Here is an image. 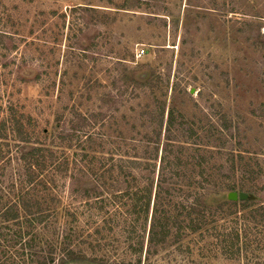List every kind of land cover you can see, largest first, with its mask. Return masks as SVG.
Returning a JSON list of instances; mask_svg holds the SVG:
<instances>
[{"label": "rangeland", "instance_id": "obj_1", "mask_svg": "<svg viewBox=\"0 0 264 264\" xmlns=\"http://www.w3.org/2000/svg\"><path fill=\"white\" fill-rule=\"evenodd\" d=\"M0 146L40 147L31 211L48 215L0 224V264H264V0H0ZM19 174L0 163V209ZM150 181L147 213L113 192L144 203ZM230 188L255 198L225 204ZM200 203L245 252L190 231Z\"/></svg>", "mask_w": 264, "mask_h": 264}, {"label": "trees", "instance_id": "obj_2", "mask_svg": "<svg viewBox=\"0 0 264 264\" xmlns=\"http://www.w3.org/2000/svg\"><path fill=\"white\" fill-rule=\"evenodd\" d=\"M165 128H167V132L171 129L172 126V115L170 114L169 117H167L166 122L164 124ZM75 128V127H74ZM21 142L26 143L23 138H20ZM168 139V138H167ZM40 151V147H32L30 151L20 153V156L18 158L16 157H9L5 156L7 152L2 150L0 146V163L6 159L8 163L10 162H16L19 164V168L24 172L25 177L19 174V183L17 184H12L9 190L14 194V198L11 202L7 203L4 205V208L0 209V224H12V225H18L19 227L22 226V224H28L31 225L33 221L37 222V224H46L48 221V215L43 214L41 212V209H37V212H32L31 210L34 208L35 204L33 201H35V198L38 196L37 194V189L40 187H43V181H36L34 180V169L35 168H45V160L46 157H41L39 156L38 152ZM48 162V161H47ZM45 171H47L45 169ZM140 172L143 174V172H146L144 167L141 168ZM46 172L45 174H47ZM85 182L86 184H91L89 187H83L82 188V195L87 198V199H98L101 198L102 194L104 191H102L99 185L96 183L91 182V177H81L80 181ZM158 181V180H157ZM162 180H159L157 182V188L160 189V184ZM78 182V181H77ZM46 184V182H45ZM147 187H145L144 191H146V197H144V203H140L143 200V198L137 197V192L136 191H130V189L125 187L124 189L118 190L117 188L113 192H120L122 190V196L129 197L130 200H132V208L133 212L136 213L137 209L136 207H139L141 210H144L145 213L148 212L149 209V196L151 197V187L153 183L151 181L146 184ZM28 186V187H26ZM32 188L33 193H29V189ZM139 189V188H138ZM228 191H234V189L230 188ZM131 192V193H130ZM48 196V194H47ZM155 200L159 199V192L155 194L154 197ZM37 200V199H36ZM156 202V207L155 210L153 209V218H152V223H151V229H150V238L149 241L151 243H155L154 238L161 236V239H164V237L167 234L168 226L163 224L162 221V214H159V212H163L160 210L162 207L161 204ZM244 203V202H243ZM225 204L229 205H236L237 202H228L225 200ZM140 205V206H139ZM201 205V203H200ZM198 205V206H200ZM193 206V205H192ZM191 206V207H192ZM202 211L197 210V214L193 215V213L188 212L187 217L190 218V226L189 228L191 229L190 231L195 232L199 230L200 226L204 223H206V227L204 229V233L207 234L210 237H213L217 244L222 246L224 249L225 254L228 256H233L236 253H240L241 250H244V252L247 249L248 243L250 242V235L248 236L247 231L237 228V227H232L226 231H218L219 226L215 225H207L208 224V216H210L211 212H208V208L203 205L200 206ZM139 209V210H140ZM210 211V210H209ZM200 214V215H199ZM195 216V217H193ZM166 224V223H165ZM201 236L203 235V232L201 231L199 233ZM160 239V240H161ZM249 240V242H247ZM259 241V239H258ZM251 243V242H250ZM217 246V245H216ZM64 251V250H63ZM67 256L65 257L64 256ZM62 256H60V261L65 262L66 260L73 261L74 260V252L71 251L70 249H67ZM44 262V261H43ZM46 262V261H45Z\"/></svg>", "mask_w": 264, "mask_h": 264}, {"label": "water", "instance_id": "obj_3", "mask_svg": "<svg viewBox=\"0 0 264 264\" xmlns=\"http://www.w3.org/2000/svg\"><path fill=\"white\" fill-rule=\"evenodd\" d=\"M255 197L244 192L231 191L227 194V199L229 201H245L253 200Z\"/></svg>", "mask_w": 264, "mask_h": 264}, {"label": "built area", "instance_id": "obj_4", "mask_svg": "<svg viewBox=\"0 0 264 264\" xmlns=\"http://www.w3.org/2000/svg\"><path fill=\"white\" fill-rule=\"evenodd\" d=\"M144 53V50L140 49L137 51L136 56H141Z\"/></svg>", "mask_w": 264, "mask_h": 264}]
</instances>
